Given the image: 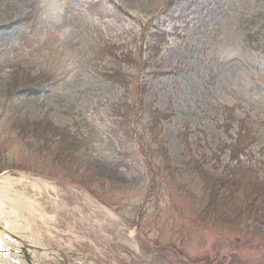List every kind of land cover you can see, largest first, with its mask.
Instances as JSON below:
<instances>
[{"label": "rangeland", "instance_id": "obj_1", "mask_svg": "<svg viewBox=\"0 0 264 264\" xmlns=\"http://www.w3.org/2000/svg\"><path fill=\"white\" fill-rule=\"evenodd\" d=\"M88 1L0 0V148L16 167L0 176L16 184L11 197L38 203L52 220L35 214L49 242L39 245L45 257H33L38 250L33 261L200 264L210 256L223 264H264L263 223L249 220L235 231L197 220V201L183 195L187 189L197 199L201 192L181 162L179 139L187 124L191 153L204 154L205 168L221 173L232 165L228 153L218 164L212 154L236 132L226 130L222 108L264 121V0H102L124 12L123 20L90 16ZM123 53L131 58L122 60ZM16 62L33 75L49 71L52 82L6 94ZM115 62L128 77L129 95L143 81L147 99L168 115L160 137L177 169L173 179L150 180L136 154H119L121 132L110 107L123 89L101 76ZM11 115L45 117L92 137L96 148H81L66 174L51 161L53 146L24 149L9 127ZM249 151L242 161L258 166L263 157Z\"/></svg>", "mask_w": 264, "mask_h": 264}, {"label": "trees", "instance_id": "obj_2", "mask_svg": "<svg viewBox=\"0 0 264 264\" xmlns=\"http://www.w3.org/2000/svg\"><path fill=\"white\" fill-rule=\"evenodd\" d=\"M88 2L87 13L91 16L94 12L98 20L125 18L126 14L118 7L110 5L109 1L90 0ZM156 46L157 43L153 40L149 51L155 50ZM122 55V60L131 58L127 53ZM112 65V69L103 71L101 76L123 89L122 96L110 107L118 131L121 132V137L118 138L119 154L122 156H126L127 153L136 154L142 160L141 163L149 174L150 180H155L156 176L162 180L173 179L177 169L172 168L164 139L160 137L161 122L165 121L168 115L153 107L152 101L147 99L145 95L147 90L143 81L138 80L129 95V81L127 76L122 75V65L116 62ZM21 66L19 62L10 65L9 82L1 91L10 95L21 92L25 88H42L52 82L53 77L49 71L40 70L33 75L29 68ZM233 111L232 107L222 108L225 116L224 126L226 130L235 126V136L231 142L220 144L217 147L218 151L212 154V159L218 164L220 155L228 153L232 165L223 172L212 174L204 166L207 157L204 154L195 157L191 153L187 142L190 133L187 124L179 133V139L184 146L181 162L191 177L196 179L201 192V196L196 199L182 186L184 199L190 203H193L191 202L193 199L197 201L199 206L197 220L202 224L219 225L239 231V226L249 220L264 224V179L258 173V166L264 171V121H252L248 116L236 118ZM8 123L24 149L41 151L49 150L53 146L54 152L57 151V153L51 161L53 165L60 164L59 168L66 174H68L66 171L68 167L65 166L70 164L71 159L75 158L74 156L81 148L84 147L86 151L96 148L92 143L94 140L92 137H83L77 131L61 128L45 117L32 120L26 116L11 115ZM95 132L96 136H101L96 130ZM251 148L263 157L257 163L258 166L246 165L241 159V157L252 156L249 151ZM4 152L0 148V172L10 168L16 169L8 163L3 155ZM156 188V183L151 184L148 196L154 195ZM197 204L193 205L197 208ZM210 260L207 257L205 261L203 259L201 263L198 262L221 264L218 261L209 262Z\"/></svg>", "mask_w": 264, "mask_h": 264}, {"label": "bare ground", "instance_id": "obj_3", "mask_svg": "<svg viewBox=\"0 0 264 264\" xmlns=\"http://www.w3.org/2000/svg\"><path fill=\"white\" fill-rule=\"evenodd\" d=\"M11 187H16V184L0 176V237L14 238L13 243H10L8 239H4L3 247L8 248L9 251L6 256L0 255V264H12L10 263L11 258L19 259L21 264H37V261L35 263L28 253L31 252L32 254L38 251V249L32 251L31 247L41 244L46 246L49 239L45 237L40 223L35 220V214L40 219L51 220V217L44 215L45 212H48L45 207L44 209L41 207L44 210L43 213L41 212V209L37 207L38 203L29 201V199L27 201L25 198L22 201L13 196L11 197L9 193ZM57 234L58 230L53 231L52 240ZM41 250L42 252L39 251L41 253L40 257L43 258L47 253V249ZM15 251H18V254H15ZM37 255H39L38 252L33 254V257H38Z\"/></svg>", "mask_w": 264, "mask_h": 264}, {"label": "flooded vegetation", "instance_id": "obj_4", "mask_svg": "<svg viewBox=\"0 0 264 264\" xmlns=\"http://www.w3.org/2000/svg\"><path fill=\"white\" fill-rule=\"evenodd\" d=\"M209 258L211 259L209 262H211V261H212L213 263H215V262H216V259H215V257H210V256H209ZM216 264H217V263H216ZM221 264H223V263H221Z\"/></svg>", "mask_w": 264, "mask_h": 264}]
</instances>
